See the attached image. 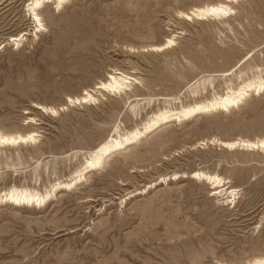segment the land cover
Segmentation results:
<instances>
[{
	"label": "rangeland",
	"instance_id": "obj_1",
	"mask_svg": "<svg viewBox=\"0 0 264 264\" xmlns=\"http://www.w3.org/2000/svg\"><path fill=\"white\" fill-rule=\"evenodd\" d=\"M26 1L0 0V130L39 137L29 147H0V189L44 191L82 163L75 151L95 147L116 124L134 127L164 98L188 103L220 92L240 80L239 68L248 76L258 67L264 76V0L230 3L224 21L176 13L222 0H68L59 10L46 3L37 36ZM23 30L18 47L8 42ZM173 32V47L141 49ZM112 67L138 81L122 95L97 93L93 104L66 102ZM208 75L213 85L192 96L189 85ZM33 103L66 108L53 115ZM186 120L157 127L43 205L0 204V264H245L264 256V152L199 144L264 136V93ZM194 170L228 179L239 189L235 203H224L204 180L182 176Z\"/></svg>",
	"mask_w": 264,
	"mask_h": 264
},
{
	"label": "bare ground",
	"instance_id": "obj_2",
	"mask_svg": "<svg viewBox=\"0 0 264 264\" xmlns=\"http://www.w3.org/2000/svg\"><path fill=\"white\" fill-rule=\"evenodd\" d=\"M67 1L68 0H27L24 5V10L30 16L31 22L34 23V29L32 30L31 34L37 36V33L40 30L44 29V24L42 22L41 16L39 15V10L46 3H52L55 10H59ZM236 1L237 0H222L214 3H204L199 6L193 5L187 10H176V13L178 17L187 21L207 19L224 21L232 14L234 9V6H231L230 3ZM27 34L28 32L26 30H23L19 34L11 36L8 42L12 43L13 46L18 47L21 44L22 39H25V35ZM177 34L174 32L171 33L160 44L148 46L142 45V47H140L142 50L146 51H163L167 48L173 47L174 44L176 45L175 38L177 37ZM4 44L2 45L4 46ZM129 49L137 50L135 49V47H129ZM255 68L256 71L252 72L248 76H243L244 72L241 70V68H239L236 74L240 80L237 83L232 84L233 81H228L225 88L223 90L221 89L222 91L219 92L217 90H212V92L208 96L194 99L188 103L179 101V97L164 98V102L166 104H164L162 107L158 108L151 114L147 115L145 118H143V120H141L139 124L135 125L134 127H131L129 129H122L119 125L116 124L113 131L95 147L85 151H75L73 156H76L79 152L83 156V161L79 166L75 168L74 171H72L68 178L55 180L50 184V188L45 189L44 191H39L36 188L26 185L20 187L11 185L7 188L0 189V204L10 203L15 206L26 205L32 207L43 205L56 192V190L60 191L76 186L81 182V180L83 181V179L86 178V174H88V172L105 166L104 164L107 159L113 156V154H115L117 151L126 149L129 145L137 142L142 136L144 137V135H149L148 133L156 130V128L160 127L161 125L163 126V124L165 125V123H167L168 121H185L186 119L193 118L196 115H200L203 113L211 114L215 112L229 111L230 109L236 108L240 104H242L246 97H248L250 94H263L264 76L262 75L258 67ZM233 72L234 69H231L223 75L228 76L233 74ZM213 80V77L209 75L201 77L197 80L195 79V81H193L188 87L190 93L192 94V96H197V94L200 93L201 90H204L207 85L212 86ZM137 81L138 80L136 79V77H133L128 72L116 67H112L109 68V71L106 73L104 79L98 80L93 87L82 89L79 95L73 97L67 96L66 102L74 105L82 103L93 104L98 100V96H96L97 93H100L101 95H104V93L115 95L121 94V92L130 89L131 85L134 82L136 83ZM134 100L135 102L131 104L129 109L132 114L136 115L140 111L139 106L141 105V103L139 102L140 98H136ZM150 102H152V99H148L146 101V104L149 105ZM175 104H177V106ZM33 105L36 109H39L41 113L45 112L53 115L58 113L59 108L61 110L66 108L64 104L58 107L41 103H33ZM27 120L29 123H33L36 119L35 117H30V119ZM38 137V134L30 129L25 133H11L0 130V147L15 148L22 145H32L38 141ZM207 143L217 145L218 148L222 147L230 150L237 148L249 151L256 150L259 151V153L264 152V136L255 137L253 139L238 136L234 139L230 138L227 140L217 137H209L199 142L200 145H206ZM182 176L204 180L212 187L213 194L220 196L221 199H223L224 203L229 205L235 203V200L237 198L236 195L238 194L239 189L231 187L229 185V180L220 176V174L218 175L216 173H209L203 170H194L188 174L183 173ZM177 177L178 174H174L173 178ZM165 178H162V180H165ZM258 261H264V256H255L248 260L245 264H257ZM218 264L232 263L218 261Z\"/></svg>",
	"mask_w": 264,
	"mask_h": 264
},
{
	"label": "snow or ice",
	"instance_id": "obj_3",
	"mask_svg": "<svg viewBox=\"0 0 264 264\" xmlns=\"http://www.w3.org/2000/svg\"><path fill=\"white\" fill-rule=\"evenodd\" d=\"M162 50V49H161ZM14 143V142H13ZM257 264H264V261H258Z\"/></svg>",
	"mask_w": 264,
	"mask_h": 264
}]
</instances>
